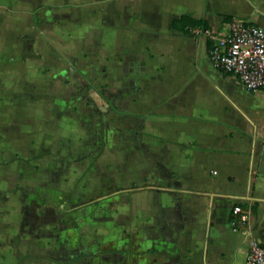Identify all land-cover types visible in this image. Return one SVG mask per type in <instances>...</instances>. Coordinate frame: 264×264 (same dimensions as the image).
I'll list each match as a JSON object with an SVG mask.
<instances>
[{"label": "crops", "instance_id": "1", "mask_svg": "<svg viewBox=\"0 0 264 264\" xmlns=\"http://www.w3.org/2000/svg\"><path fill=\"white\" fill-rule=\"evenodd\" d=\"M234 19L264 0H0V264L246 263L264 92L205 35Z\"/></svg>", "mask_w": 264, "mask_h": 264}, {"label": "built area", "instance_id": "2", "mask_svg": "<svg viewBox=\"0 0 264 264\" xmlns=\"http://www.w3.org/2000/svg\"><path fill=\"white\" fill-rule=\"evenodd\" d=\"M205 35L213 41L210 61L215 69L237 77L251 93L264 92L263 27L234 19L225 38L216 37L211 30H205ZM234 213L241 215L243 211L235 207ZM245 264H264V244H253Z\"/></svg>", "mask_w": 264, "mask_h": 264}, {"label": "rangeland", "instance_id": "3", "mask_svg": "<svg viewBox=\"0 0 264 264\" xmlns=\"http://www.w3.org/2000/svg\"><path fill=\"white\" fill-rule=\"evenodd\" d=\"M104 134H105L106 138H108V139H109V135H108V134L106 135V133H104ZM87 198H89V197H87Z\"/></svg>", "mask_w": 264, "mask_h": 264}]
</instances>
